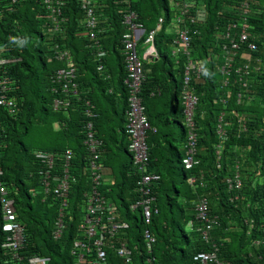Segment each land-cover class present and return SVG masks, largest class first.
<instances>
[{
	"label": "trees",
	"instance_id": "trees-1",
	"mask_svg": "<svg viewBox=\"0 0 264 264\" xmlns=\"http://www.w3.org/2000/svg\"><path fill=\"white\" fill-rule=\"evenodd\" d=\"M170 1L132 0L131 4L147 33L160 17L166 19L156 38L161 60L145 62L139 93L145 116L156 130L149 131L147 138L149 174L161 177L151 186L155 197L152 207L158 211L150 225L141 210L130 209L141 198L137 188L141 174L129 152L132 135L127 125L132 105L122 41L125 28L117 13L120 6L113 3L105 13L100 12L108 21L101 22L106 30L99 37L105 56L98 61L89 48V37L81 35L86 30L85 12L78 0H69L67 23L56 34L49 31L44 0H19L15 4L4 0L0 5V49L4 56L18 60L6 71L0 68V82L16 83L13 96L18 101L13 115L0 107V166L15 197L19 220L27 225L26 258L43 256L50 258L49 264H67L65 252L72 253L80 238L84 194L92 186L86 144L92 133L103 142L102 162L113 178L101 192L116 203L120 221L129 226L106 244L107 264H127L112 243L128 244L133 264H202L195 261L198 254L215 252L230 264H264V0H251L261 11L249 18V32L257 49L251 51L246 43L241 50L252 59L247 87L239 81L236 70L224 86L227 77L219 71L224 65L222 49L228 44L220 37L227 33L228 24L238 19L242 0H202L206 19L198 27L201 34L194 40L193 56L205 71L201 80L192 83L199 97L193 148L195 159L200 161L193 170L183 165L189 136L182 100L186 69L184 59L171 55L173 36L166 29L177 17ZM36 36L40 42L34 41ZM145 40L144 36L139 41L141 55ZM58 51L68 53L73 60L77 85L57 79L58 71L67 67L66 59H58ZM100 64L105 68L102 72L98 70ZM246 64L247 60L238 59L235 66ZM175 125L181 127L179 138ZM220 126L225 130L223 138L218 134ZM178 144L183 145V152ZM68 149L76 154L70 168L72 191L63 236L55 240L53 231L61 203L53 192L46 195L41 188V160L45 154H57L54 175H64V152ZM238 174L242 188L231 189L229 181ZM191 178H196V183H190ZM27 184L35 187L37 206L23 200L22 188ZM201 198L208 200L213 224L210 243L203 240L206 223L196 219ZM145 230L155 238L151 247L143 235ZM6 259L0 245V264ZM70 259L71 264L76 263L73 255Z\"/></svg>",
	"mask_w": 264,
	"mask_h": 264
},
{
	"label": "built area",
	"instance_id": "built-area-1",
	"mask_svg": "<svg viewBox=\"0 0 264 264\" xmlns=\"http://www.w3.org/2000/svg\"><path fill=\"white\" fill-rule=\"evenodd\" d=\"M4 0H0V5ZM19 0H11V4L18 3ZM80 8L85 12V26L86 30L81 34L89 37V48L94 51V55L98 61H101L105 56L103 45L101 43L100 35L105 33V29L101 25L102 21H108V18L100 15V12L105 13L110 6L115 3L120 6L118 14L122 18V24L125 28L123 35V45L125 54V67L128 72L126 84L131 92L130 103L132 105L131 120L129 124V132L132 135L131 151L135 154V164L139 172L142 174L140 181L137 183L138 192L141 198L131 205L132 211L141 210L145 219V223L150 225L154 213L157 209L152 207L155 197L152 196L151 184L161 179L159 175H152L148 173L147 165L149 162L147 133L151 130L150 123L145 116V107L143 101L139 97V93L143 86L145 79V62L154 63L160 60V53L156 46V38L158 33L165 25V18L159 19L156 29L148 34L140 22L139 14L131 9L132 0H78ZM69 0H44V9L46 18L51 23L49 31L51 34H56L64 30V24L67 23L65 18V8ZM10 4V7H11ZM172 9L177 17L172 22L171 27L167 33L173 36L171 53L178 59L185 61V81L183 89V100L185 105L186 123L190 128L188 137V152L184 160L187 169H192L198 164L194 159V143L197 138L195 132V116L196 108L199 104V97L192 89L194 80H201L204 73V67L198 58L193 56V43L195 38L201 34L198 27L202 26L206 19L205 3L202 0H172ZM47 11V14H46ZM253 13L252 1L242 0L240 3L238 20L231 22L228 25V31L223 37L228 41L222 49V65L219 71L227 77V82L223 84L227 86L230 77L234 70L239 75V81L244 87H247L248 78L251 76V54L241 52L243 45L248 43L249 49L256 50L257 44L252 41L253 36L249 32V15ZM83 25V22H82ZM146 37L145 49L142 55L139 51V41ZM1 50V49H0ZM241 53V56L239 54ZM58 59H66L67 67L62 68L57 73L59 81H68V84H76L77 68L68 53L58 51ZM238 59L247 60L248 64L245 66H235ZM16 58L0 57V68L6 71L9 65L17 62ZM104 66L99 65L98 70L104 71ZM246 77V78H244ZM16 83L9 81L0 82V107L9 111L12 115L18 108L17 98L13 96L16 91ZM66 88V87H65ZM68 88V86H67ZM66 88V90H67ZM241 98V95H239ZM60 101H56L59 105ZM222 120V119H221ZM220 138L225 136V130L220 126L218 131ZM89 146V160L88 169L92 177V188L85 193V204L81 222L79 235L73 247L72 254L76 258L75 264H107L108 253L105 249L106 244L118 237V235L126 230L129 226L120 221L119 210L115 202L109 200L102 192L103 185L104 164L102 162L101 141L97 140L91 133L90 138L86 141ZM219 148L222 146L219 145ZM3 148V143L0 141V149ZM220 153V151L218 152ZM73 151L68 150L64 154V175H54L55 163L57 156L44 155L42 157V175L41 188L46 195L51 192L57 197L61 203L60 215L57 219V229L55 232V239H59L65 229V212L69 208L71 196V182L70 176L71 162L73 160ZM195 180L192 179V182ZM54 183V186L52 185ZM231 189L240 190L242 188V179L238 174L234 180H230ZM238 199V197L236 198ZM0 245L7 259L4 264H49L50 258L34 256L26 258L23 255V249L26 245L27 228L26 225L19 220L18 211L16 208V200L12 197L9 183L4 179V171L0 169ZM196 219L206 223V228L202 231L203 240L210 243L209 233L213 229V224L209 219V205L206 198H202L196 206ZM193 227V223H190ZM149 246L155 242L149 230L143 233ZM113 247L118 250L119 255L125 258L126 263L130 264L133 260V252L130 250L128 244L123 243L120 246ZM196 262L202 264H230L227 261L221 260L217 253H201L195 257ZM133 264V263H132Z\"/></svg>",
	"mask_w": 264,
	"mask_h": 264
},
{
	"label": "clouds",
	"instance_id": "clouds-1",
	"mask_svg": "<svg viewBox=\"0 0 264 264\" xmlns=\"http://www.w3.org/2000/svg\"><path fill=\"white\" fill-rule=\"evenodd\" d=\"M255 5V4H254ZM252 10H253V13H251V15H249V18L251 17V16H253L254 14H260L261 13V11L260 10H257L254 6H252ZM256 12H258V13H256ZM160 18H162V17H160ZM159 18V19H160ZM166 20V19H165ZM238 20V19H237ZM234 21H236V20H234ZM231 22H233V21H231ZM230 22V23H231ZM229 23V24H230ZM158 24V23H157ZM165 24H166V22H165ZM228 24V25H229ZM171 25H172V22H171ZM171 25L166 29V33H167V30L171 27ZM157 26V25H156ZM165 26V25H164ZM164 28V27H163ZM145 29V28H144ZM154 29H156V27L154 28ZM154 29H152V30H154ZM151 30V31H152ZM163 30V29H162ZM161 30V31H162ZM145 31H146V29H145ZM150 31V32H151ZM160 31V32H161ZM160 32L158 33V35H157V37L159 36V34H160ZM149 33V32H148ZM147 32H146V34H148ZM168 35H170V36H172L171 34H169V33H167ZM222 36L220 37V39L222 40ZM224 40V39H223ZM222 40V41H223ZM157 46V45H156ZM158 49V48H157ZM4 50L3 49H1L0 50V56L1 57H6V58H8L9 56H4L3 54H2V52H3ZM171 55H172V53H171ZM173 56V55H172ZM160 60H161V57H160ZM160 60H158V61H160ZM157 62V61H156ZM149 64V63H148ZM12 65V64H11ZM11 65H9L8 66V68L11 66ZM193 89V88H192ZM194 90V89H193ZM194 93L196 94V92L194 91ZM182 95H183V93H182ZM198 97V96H197ZM182 100H183V97H182ZM183 105H184V100H183ZM184 108H185V105H184ZM196 117V116H195ZM149 121V120H148ZM150 123V122H149ZM184 124H186V127L188 128V133L190 132V128L188 127V125H187V123H186V119L184 120ZM129 125H127V129L129 130V127H128ZM150 126H151V124H150ZM151 130L152 131H156L155 129H153L152 128V126H151ZM150 130V131H151ZM189 137V136H188ZM147 138H148V133H147ZM100 141V140H99ZM101 144H102V147L104 146L103 145V142L101 141ZM132 144V143H131ZM131 144H130V146H131ZM221 145V144H220ZM130 146H129V152L131 153V155L133 156V161H134V166H136L137 167V165L135 164V154L131 151V149H130ZM147 146H148V154H149V162H148V165H147V170H148V173L150 172V150H149V144H148V140H147ZM222 146V145H221ZM101 147V148H102ZM3 149V148H2ZM1 150V149H0ZM68 150H70V149H68ZM68 150H66V152L68 151ZM71 151H73V150H71ZM220 150H218V152H219ZM66 152H64V153H66ZM187 152H188V148H187V145H185V153H186V155H185V158L183 159V165H184V167H185V169L186 170H193L196 166H198L199 165V163H200V161L199 160H197V159H195V157H194V159H195V161H197L198 162V164L197 165H195L192 169H187L186 168V166H185V164H184V160L186 159V157H187ZM39 153L37 152L36 153V156L38 155ZM73 154H74V156L76 155L74 152H73ZM88 154H89V152H88ZM218 154H220V153H218ZM45 155H54V156H57L58 157V155L57 154H45ZM89 156V155H88ZM102 156H103V153H102ZM74 158V157H73ZM88 158H90V156L88 157ZM89 160V159H88ZM73 161V160H72ZM72 163V162H71ZM72 165V164H71ZM104 171H103V176H104V181H103V185L101 186V188L104 186V185H107L106 184V179H107V175H106V171H107V169H106V167H105V165H104ZM138 168V167H137ZM0 169H3V171H5V169L2 167V166H0ZM89 170V169H88ZM89 173H90V171H89ZM140 173V172H139ZM141 174V173H140ZM4 175H5V172H4ZM90 175H91V173H90ZM152 175H154V174H152ZM141 177H142V174H141ZM92 178V177H91ZM192 179H194L195 181L194 182H192ZM161 180V179H160ZM196 181H197V179L196 178H191V181H190V183H196ZM112 182V181H111ZM72 183H73V179H72V182H71V191H72ZM138 183V182H137ZM156 182H153L152 184H151V186L153 185V184H155ZM91 188H92V186H91ZM90 188V189H91ZM86 193V192H85ZM85 195V194H84ZM154 196V195H153ZM71 197V196H70ZM237 198V197H236ZM202 199V198H201ZM200 199V200H201ZM199 200V201H200ZM198 201V202H199ZM84 202H85V198H84ZM136 203V202H135ZM198 204V203H197ZM85 207H86V204H85ZM84 207V208H85ZM131 207V206H130ZM17 208V207H16ZM84 208H83V211H84ZM83 214V213H82ZM81 214V215H82ZM59 215H60V211H59ZM59 215H58V217H59ZM66 216H67V211L65 212V217H64V221L66 220ZM58 217H57V219H58ZM81 218H82V216H81ZM80 218V219H81ZM192 223V222H191ZM25 225H26V223H24ZM56 224H57V220H56V222H55V229H54V231H53V233L55 234V232H56V229H57V226H56ZM65 226H66V224H65ZM26 228H27V225H26ZM65 230V229H64ZM53 234V237H54V239H55V235ZM62 236H63V234H62ZM62 236L59 238V239H55V240H60L61 238H62ZM155 243V242H154ZM73 247H74V245H73ZM73 255V254H72Z\"/></svg>",
	"mask_w": 264,
	"mask_h": 264
},
{
	"label": "rangeland",
	"instance_id": "rangeland-1",
	"mask_svg": "<svg viewBox=\"0 0 264 264\" xmlns=\"http://www.w3.org/2000/svg\"><path fill=\"white\" fill-rule=\"evenodd\" d=\"M171 2H172V0L170 1V4H171ZM37 28L42 32V33H45V34H47V31L46 30H44L42 27H40L39 25H37ZM34 41H36V42H40L41 40H40V37L39 36H36V38H35V40ZM46 44V43H45ZM164 48V47H163ZM171 113H173L172 112V110H171ZM186 125V124H185ZM176 126V133H177V138H179L180 136V133H181V127L180 126H177V125H175ZM178 148H179V150L181 151V152H183L184 151V148H183V145H180V144H178ZM34 188L35 187H32V185L31 184H27V185H25L22 189H23V195H24V197H23V200L26 202V203H31V204H33L34 206H37V203H38V201L36 200V197L34 196ZM27 192L28 193H30L32 196H33V198L32 199H29V197H28V194H27ZM70 255H72V253L70 252V254L68 253V252H65V261H66V263L67 264H71V259H70Z\"/></svg>",
	"mask_w": 264,
	"mask_h": 264
},
{
	"label": "crops",
	"instance_id": "crops-1",
	"mask_svg": "<svg viewBox=\"0 0 264 264\" xmlns=\"http://www.w3.org/2000/svg\"><path fill=\"white\" fill-rule=\"evenodd\" d=\"M107 171H106V175H107L106 184H110L111 181H113V178H112L111 174L109 173V171L108 172ZM9 188H10V185H9ZM10 191H11V189H10ZM11 194H12V197L15 198L14 195H13V193H12V191H11ZM0 210H1V205H0Z\"/></svg>",
	"mask_w": 264,
	"mask_h": 264
}]
</instances>
